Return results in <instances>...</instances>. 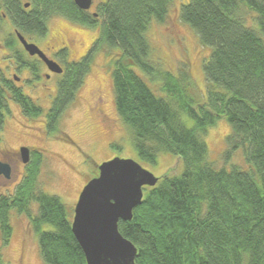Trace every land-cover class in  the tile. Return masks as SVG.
I'll list each match as a JSON object with an SVG mask.
<instances>
[{
	"label": "trees",
	"instance_id": "obj_1",
	"mask_svg": "<svg viewBox=\"0 0 264 264\" xmlns=\"http://www.w3.org/2000/svg\"><path fill=\"white\" fill-rule=\"evenodd\" d=\"M171 2L102 0L90 11L73 0H0V22L5 15L14 26L4 46L18 70L28 69L38 78L41 61L25 57L24 49L17 47L16 31L25 38L44 35L54 15L99 27L80 58L68 60L66 47L54 52L63 71L45 113L49 132L56 130L59 116L74 99L93 54L118 50L111 69L115 106L138 157L155 163L160 152H170L184 164L181 173L164 174L158 184L145 186L131 219L118 220L120 233L137 248L135 264H264V0H181V20L210 47L203 64L205 102L192 98L185 64L176 74L150 59L146 30L151 20H164ZM241 5L254 13L258 31L241 19ZM136 68L159 82L165 97L156 95ZM8 97L30 118L42 113L13 79L1 74L0 130ZM180 112L193 119V126L185 125ZM220 118L230 126L224 159L241 148L253 169L215 168L207 160L202 136ZM41 157V152H33L13 192L0 194L1 243L10 238L9 213L15 209L27 214L45 264H86L64 203L58 195L36 188ZM32 203L37 205L34 214ZM45 224L51 227L44 229Z\"/></svg>",
	"mask_w": 264,
	"mask_h": 264
},
{
	"label": "rangeland",
	"instance_id": "obj_2",
	"mask_svg": "<svg viewBox=\"0 0 264 264\" xmlns=\"http://www.w3.org/2000/svg\"><path fill=\"white\" fill-rule=\"evenodd\" d=\"M101 1L92 0L89 10L94 11ZM180 2L172 0L164 20H151L149 23L146 35L150 43V59L176 74L185 64L192 78L189 90L192 98L195 102H205L207 81L203 64L210 53V47L201 44L194 29L181 20ZM240 17L245 24L258 31L254 24V13L243 5ZM8 33L14 34V26L4 15L0 22V75L13 79L42 108V113L30 118L22 113L16 102L7 98L4 124L0 130V160L11 165L12 173L8 179L1 176L0 194L13 192L24 170L18 150L20 146H28L42 153L36 188L58 195L70 219L82 187L97 174L98 165L106 159L114 156L132 158L158 177L156 184L164 174L173 176L183 171L181 158L170 152H160L155 163L138 157L131 132L115 106L111 69L117 49L109 54L103 50L93 54L89 71L74 99L59 116L56 130L49 132L45 124V113L56 94L61 73L50 72L43 64L40 65L38 78L28 69L18 70L15 58L11 57L12 52L4 46V38ZM98 34L99 27H87L54 15L47 20V32L44 35L29 34L27 39L63 66V62L56 59L54 51L66 47L67 59L76 60L89 50ZM17 47L23 48L19 41ZM24 54L30 60L37 58L26 51ZM136 70L156 95L165 97L159 82L150 80L148 75ZM180 116L186 126H193V119L186 113L180 112ZM229 131L230 126L224 118L218 119L207 129L202 136L207 145V160L215 168L224 167L229 170L236 166L242 170L253 169L244 160L241 148L235 150L229 159H224L225 136ZM145 191L144 187L143 193ZM36 208L37 205L32 203L30 213L34 214ZM9 221L12 232L7 244L3 245L0 237V253L4 264H45L39 253L38 235L33 231L27 214L11 210ZM50 227L49 224L43 225L44 229Z\"/></svg>",
	"mask_w": 264,
	"mask_h": 264
},
{
	"label": "water",
	"instance_id": "obj_3",
	"mask_svg": "<svg viewBox=\"0 0 264 264\" xmlns=\"http://www.w3.org/2000/svg\"><path fill=\"white\" fill-rule=\"evenodd\" d=\"M73 1L86 10L92 4V0ZM16 36L29 55L38 56L50 71L62 72L61 65L36 43L18 31ZM19 152L26 163L29 148L20 146ZM10 172V164L0 160V174L8 178ZM157 180V176L132 158L114 156L98 165V173L84 184L78 195L70 224L86 264H135L137 248L120 233L118 220L131 219L133 208L143 198V187L153 186Z\"/></svg>",
	"mask_w": 264,
	"mask_h": 264
},
{
	"label": "flooded vegetation",
	"instance_id": "obj_4",
	"mask_svg": "<svg viewBox=\"0 0 264 264\" xmlns=\"http://www.w3.org/2000/svg\"><path fill=\"white\" fill-rule=\"evenodd\" d=\"M57 51V50H56ZM56 51H54V52H56ZM45 54H46V52H44ZM32 56H36V55H32ZM48 56V55H47ZM37 57V59L39 60V61H41V64H43V65H45L44 64V62L41 60V59H39L38 58V56H36ZM48 57H50V58H52L50 55L48 56ZM52 59H54V58H52ZM55 60V59H54ZM57 61V60H56ZM58 62V61H57ZM46 66V65H45ZM62 67V66H61ZM47 68V67H46ZM48 69V68H47ZM63 69V68H62ZM49 70V69H48ZM50 71V70H49ZM63 71V70H62ZM50 72H53V71H50ZM48 75V74H47ZM28 147V146H27ZM20 148V147H19ZM29 148V147H28ZM19 150V149H18ZM40 152L39 150H36V149H30L29 148V160H30V158H31V156L33 155V152ZM19 154H20V152H19ZM16 155V154H15ZM21 157V156H20ZM28 160V161H29ZM22 161V160H21ZM27 161V162H28ZM26 162V163H27ZM24 163V162H23ZM26 163H24V170H23V172H22V174H21V177L19 178V180L15 183V185L21 180V178H22V176L24 175V173H25V164ZM10 167H11V165H10ZM10 173H12V169H11V172ZM97 173H98V171H97ZM1 176H3L2 174H0V181H1ZM4 177V176H3ZM10 177H11V175H10ZM10 177H8V178H10ZM4 178H6V177H4ZM8 178H6V179H8Z\"/></svg>",
	"mask_w": 264,
	"mask_h": 264
},
{
	"label": "bare ground",
	"instance_id": "obj_5",
	"mask_svg": "<svg viewBox=\"0 0 264 264\" xmlns=\"http://www.w3.org/2000/svg\"><path fill=\"white\" fill-rule=\"evenodd\" d=\"M21 44V43H20Z\"/></svg>",
	"mask_w": 264,
	"mask_h": 264
}]
</instances>
